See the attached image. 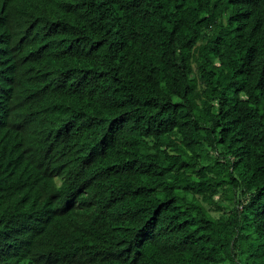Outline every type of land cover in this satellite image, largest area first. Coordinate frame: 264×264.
<instances>
[{
	"label": "trees",
	"instance_id": "1",
	"mask_svg": "<svg viewBox=\"0 0 264 264\" xmlns=\"http://www.w3.org/2000/svg\"><path fill=\"white\" fill-rule=\"evenodd\" d=\"M0 264H264V0H0Z\"/></svg>",
	"mask_w": 264,
	"mask_h": 264
},
{
	"label": "rangeland",
	"instance_id": "2",
	"mask_svg": "<svg viewBox=\"0 0 264 264\" xmlns=\"http://www.w3.org/2000/svg\"><path fill=\"white\" fill-rule=\"evenodd\" d=\"M221 193H222V191H221ZM239 195H240V194H239V191H237V192H236V198H237V199L240 198ZM218 198H219V195H218V196H215L214 199L217 200ZM219 206H223V204H219ZM230 210H231V208H227V207L224 208V211H225V212H229Z\"/></svg>",
	"mask_w": 264,
	"mask_h": 264
}]
</instances>
